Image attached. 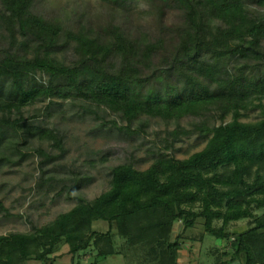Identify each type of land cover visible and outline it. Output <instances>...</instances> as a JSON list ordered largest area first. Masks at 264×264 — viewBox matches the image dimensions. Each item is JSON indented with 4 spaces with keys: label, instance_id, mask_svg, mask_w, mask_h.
Here are the masks:
<instances>
[{
    "label": "trees",
    "instance_id": "16d2710c",
    "mask_svg": "<svg viewBox=\"0 0 264 264\" xmlns=\"http://www.w3.org/2000/svg\"><path fill=\"white\" fill-rule=\"evenodd\" d=\"M163 1L176 6L183 27L173 38L174 42L178 37V44L167 67L171 73L167 91L147 99L137 88L158 74L145 75V69L152 67L155 56L163 55L164 38L136 40L114 26L108 28L107 37H96L85 26L80 34L69 36L79 50L71 62L56 54L29 58L12 48L6 51L0 59V170L17 162L14 153L27 156L24 148L44 158L40 188L50 183L53 189L54 182L60 183L57 170L45 165L54 156L43 143L48 141L65 154V135L32 119L37 116L26 117L23 111L39 94L43 99H81L97 118H104L99 111L125 117L129 125L119 130L129 137L144 131V123L133 128V120L144 114L176 120L180 127L182 118L216 111L213 118L220 122L218 126H210L205 119L191 122L204 137H210L206 148L188 160L158 161L147 170L133 163L117 165L109 189L96 199H80L75 208L31 232L0 234V264L53 260L63 245L75 256L91 243L100 257L122 256L127 264H182L184 240H191L184 236L196 228L204 238L209 235L231 243L233 251L212 246L208 257L191 260V264H264V214L258 216L251 209L252 203L264 209V0ZM33 2L2 0L5 11L0 9V21H6L15 43L16 34L37 40L48 35L53 47L64 28L33 14ZM252 5L260 11L252 10ZM50 43L45 46L50 48ZM38 71L51 76L49 87L32 75ZM6 82L10 88H5ZM256 109L261 110L259 120H241ZM230 115L231 121L226 122ZM4 127L17 135H6V130L1 131ZM102 127L113 129L106 123ZM178 135L179 130L170 146ZM171 166L174 170L169 174L165 170ZM80 185L66 189L63 183L57 195L74 192ZM0 208L5 210L1 201ZM244 218H252V226L237 233L232 227ZM96 221L107 222L109 230L95 232ZM115 225L120 241L113 232Z\"/></svg>",
    "mask_w": 264,
    "mask_h": 264
},
{
    "label": "rangeland",
    "instance_id": "374dc122",
    "mask_svg": "<svg viewBox=\"0 0 264 264\" xmlns=\"http://www.w3.org/2000/svg\"><path fill=\"white\" fill-rule=\"evenodd\" d=\"M175 7L173 3L163 0H34L30 11L53 24H60L64 28L63 32L53 47L48 35L41 36L37 40L34 37L25 38L16 34L18 43H15L6 21H0V59L5 58L6 51L12 48L14 53L29 58L35 56L46 58L56 54L60 60L72 61L78 57L79 50L77 43L69 40V36L80 34L82 27L85 26L96 37L99 34L107 37V32L111 34L108 28L114 26L118 32L131 33L136 40L158 41L164 38L165 53L161 51L163 55L155 56L151 61L152 67L148 68V71L145 69V75H152L155 71H158V74L151 82L137 88L138 94L147 99L152 95L165 93L170 82L166 83L167 76L171 74L167 72V67L176 53L175 48L178 44V37L174 42L173 38L176 36V31L183 27L181 14ZM0 9L5 11L2 0H0ZM256 9L259 10L256 5H252V10ZM26 43L27 46H23ZM47 43H50V48L45 46ZM32 75L40 85L49 87L52 80L49 74L38 71ZM5 85V88L11 86L8 82ZM87 105L89 104L81 99L57 97L43 99L39 94L31 105L23 109L26 117L37 116L32 119L44 127L54 128L64 134L67 152L62 154L61 151L53 148L50 142L43 143V148L54 156V161L51 163L47 161L45 165L51 171L57 170L60 178V183L54 182L53 189H50V183L43 188L38 186L41 183V166L45 161L35 151L22 148L27 156L14 153L13 158L17 162L3 166L0 170V201L5 210L0 208V234L31 232L35 226H45L60 214L75 208L80 199H96L109 189L112 171L117 165L133 163L137 169L147 170L158 161L188 160L195 153L204 150L210 139L204 137L199 129L196 130L191 122L199 123L205 119L209 120L210 126L220 125V122L213 118L216 116V111L210 113L206 110L201 115L182 118L180 127L176 120L168 121L144 114L133 120L134 129H137L141 123L146 124L144 131L129 137L119 130L129 125L125 117L99 111L104 118H97L88 111ZM92 109L97 110V106L93 105ZM13 116L16 117V113ZM261 117V110L256 109L246 112L241 120L254 121ZM231 119L232 115L228 116L226 122ZM114 121L117 122V126H113ZM105 123L113 129L104 130L102 124ZM5 130L6 135H17L16 132L5 127L1 131L5 133ZM177 130H179L177 141L175 145L170 146L169 142L174 140L173 134ZM35 146H39V143ZM58 165L63 168H55ZM256 169L257 167L254 171ZM172 170H174L173 166L165 171L170 174ZM63 183L66 189H70L76 183L81 185L74 192L65 191L58 196ZM255 206L257 205L252 203L251 209L254 214L258 216L264 214V209H257ZM251 222L252 218H244L235 223L232 229L237 233L245 231L252 226ZM180 223L176 226L178 231L181 228ZM92 228L95 232L105 233L109 230V224L105 221H96ZM113 232L120 241L116 225ZM203 236L205 235L200 228L191 229L188 231V236H184L191 240H184L182 264H191V260L196 262L204 260L209 256V249L212 246L230 253L233 251L231 243L216 240L209 235L205 238ZM100 245L104 246L102 243ZM63 246L56 249L52 261L32 260L28 264H127L122 256L100 257L93 243L75 256L68 253L69 246Z\"/></svg>",
    "mask_w": 264,
    "mask_h": 264
},
{
    "label": "crops",
    "instance_id": "0c3cea01",
    "mask_svg": "<svg viewBox=\"0 0 264 264\" xmlns=\"http://www.w3.org/2000/svg\"><path fill=\"white\" fill-rule=\"evenodd\" d=\"M181 259H182V257H181Z\"/></svg>",
    "mask_w": 264,
    "mask_h": 264
}]
</instances>
